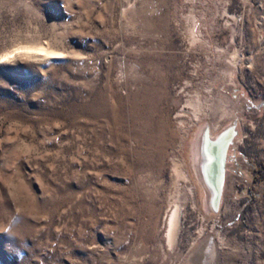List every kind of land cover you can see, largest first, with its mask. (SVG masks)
Segmentation results:
<instances>
[{
    "label": "rangeland",
    "instance_id": "rangeland-1",
    "mask_svg": "<svg viewBox=\"0 0 264 264\" xmlns=\"http://www.w3.org/2000/svg\"><path fill=\"white\" fill-rule=\"evenodd\" d=\"M262 89L264 0H0V264H264ZM231 121L212 212L198 137Z\"/></svg>",
    "mask_w": 264,
    "mask_h": 264
},
{
    "label": "bare ground",
    "instance_id": "bare-ground-1",
    "mask_svg": "<svg viewBox=\"0 0 264 264\" xmlns=\"http://www.w3.org/2000/svg\"><path fill=\"white\" fill-rule=\"evenodd\" d=\"M220 102H222V101L220 100ZM186 104L190 105V107L192 108L193 116L195 118H198V114L201 112L200 100L198 98H196L195 101L188 100ZM220 109H221V117H222L227 112V108L224 105H220ZM205 132H206V130L203 132V135L205 134ZM202 138H203V136H202ZM204 139H203V142H204ZM198 152H199V156H198L199 158L197 160V163L199 165V171H200L199 174H201L200 177L202 178V180L206 186V190L208 193L207 206L211 210L212 190L210 188L211 186L208 184V182L205 179L204 170H205L206 165L211 162L212 157L205 151L204 143H202V145H200V148H198ZM172 174L177 180L180 179L184 182L189 181V178H188L186 172L182 168V163L180 160H178L177 157L173 158ZM174 181H176V180H174ZM174 184H175V182H174ZM187 189L190 193H192V187L189 186ZM179 197H180V194H179ZM192 206L194 207V204H192ZM168 208H169V212L167 213V241H168V244L171 245L174 242V239L176 238L177 234L179 233V231L181 229V220L183 219V215H184V207H183V203L180 204L177 195H174L172 198H170V203H169ZM202 231H203V228L200 227L199 228V234H201ZM211 239L212 238L208 239L199 247V250L201 252H208L209 250L215 251L214 250L215 246L212 242L213 240L211 241Z\"/></svg>",
    "mask_w": 264,
    "mask_h": 264
},
{
    "label": "water",
    "instance_id": "water-1",
    "mask_svg": "<svg viewBox=\"0 0 264 264\" xmlns=\"http://www.w3.org/2000/svg\"><path fill=\"white\" fill-rule=\"evenodd\" d=\"M205 130L206 132L203 135V132ZM236 132H237L236 122L231 121L228 125H226L224 128H222L218 133H216L213 136L209 135L208 127L204 126L198 137L197 157L199 156L198 148H200V145H202V143H204L205 151L212 157L211 162L206 165L205 170H204L205 179L208 182V184L211 186L210 188L212 190L211 210L208 207L207 209L212 212L217 211L219 197H220L221 188H222V182L224 178L226 151H227V148H228V145L231 139L236 134ZM203 139H204V142H203ZM199 172L200 171H199V165H198V174ZM199 176H201V174ZM200 180L203 184L205 192H207L206 186L202 178H200ZM205 203H206V199H205ZM198 251L200 250L197 247V252ZM213 255L214 254H209V256H211L210 261H212Z\"/></svg>",
    "mask_w": 264,
    "mask_h": 264
},
{
    "label": "built area",
    "instance_id": "built-area-1",
    "mask_svg": "<svg viewBox=\"0 0 264 264\" xmlns=\"http://www.w3.org/2000/svg\"><path fill=\"white\" fill-rule=\"evenodd\" d=\"M264 95V89H262V91L259 93V95ZM255 112H257L256 110L254 111V113ZM241 137H244V136H241ZM241 137L236 141V145H235V148L237 147V145L238 144H240V141H241ZM239 166L241 167V168H244V165L241 163V164H239ZM237 174V176H238V173L236 172L235 173V175ZM234 175V173H232V176L231 177H233V179H234V181H233V183L235 182V183H238V180L236 179L237 177ZM239 177V176H238Z\"/></svg>",
    "mask_w": 264,
    "mask_h": 264
}]
</instances>
